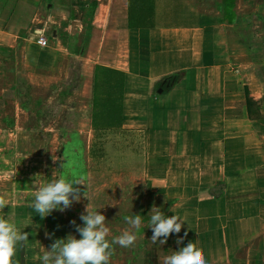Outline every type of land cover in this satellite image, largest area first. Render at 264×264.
<instances>
[{
	"label": "crops",
	"instance_id": "0c3cea01",
	"mask_svg": "<svg viewBox=\"0 0 264 264\" xmlns=\"http://www.w3.org/2000/svg\"><path fill=\"white\" fill-rule=\"evenodd\" d=\"M233 2L98 0L89 27L77 15L86 13L88 0H0V83L14 67L63 80L83 63L92 72L84 81L92 86L93 144L130 143V160L121 157L118 166L136 167L158 207L185 221L160 247L171 254L191 242L206 264H264V44L232 26ZM175 8L191 21L157 20ZM133 10L138 17L154 10L155 20L130 27ZM76 27L92 37L74 34ZM43 31L45 46L38 43ZM100 68L117 72L96 81ZM104 81L123 85V98L113 128L96 132L93 115L105 108H95L94 87L99 82L104 90ZM8 180L0 175V190ZM23 206L10 208L26 232L33 227L17 212ZM30 234L15 264L33 254Z\"/></svg>",
	"mask_w": 264,
	"mask_h": 264
},
{
	"label": "rangeland",
	"instance_id": "374dc122",
	"mask_svg": "<svg viewBox=\"0 0 264 264\" xmlns=\"http://www.w3.org/2000/svg\"><path fill=\"white\" fill-rule=\"evenodd\" d=\"M213 2L204 0L206 6H212ZM233 3L229 17L236 24L232 23V26L235 25L245 40L260 39L264 44V0H234ZM87 5L86 13L78 11L77 15L82 23L90 27L95 19L92 14L98 0H88ZM133 12L134 21L145 23L155 20L152 15L154 10L139 17L135 10ZM165 14L157 20L176 24L191 21L180 8L169 9ZM86 31L81 27L73 29V33L78 35ZM92 35L91 32L86 33L87 37ZM20 71L14 67V76L10 75L9 79L0 83V175L9 178L0 190V202L9 206L2 209L5 215L9 211L12 213L11 205H26L18 207L17 212L30 219L25 225L30 222L26 227L33 229L26 232L35 234L34 239H29L28 245L33 254L27 257V264H41L39 258L43 248L50 250L56 239L73 233L75 225L72 221L82 226L80 215L85 213L88 205L90 210L99 209L105 215L110 240L128 228L126 220L129 216H147L153 206L161 205L162 202L148 185L142 179L138 181L136 167L118 166L121 157L124 161L130 160V143H102L99 157L89 155L90 147H94L89 113L92 86L84 78L86 74L91 76L92 72L88 73L83 63L76 62L69 78L63 80H56L50 74L38 77L24 65ZM109 134L115 136L113 132ZM70 142L75 146L76 155L85 163V169H80L82 173L85 170V180L81 179L82 173L74 175L72 172L79 167L71 166V160L67 159L69 146L67 148L66 145ZM69 172L84 184L77 185L81 190L80 202H74L64 211L53 210L44 218L47 220L40 222V216L28 205L40 187ZM147 220L148 217H144L133 246L127 249L119 245L112 247L109 264H163L170 250L167 248L164 251L159 243H150L153 232L147 228ZM37 233H42L43 237ZM17 262H20V257Z\"/></svg>",
	"mask_w": 264,
	"mask_h": 264
},
{
	"label": "clouds",
	"instance_id": "9594fccd",
	"mask_svg": "<svg viewBox=\"0 0 264 264\" xmlns=\"http://www.w3.org/2000/svg\"><path fill=\"white\" fill-rule=\"evenodd\" d=\"M77 185L84 184L70 172L50 180L39 188L30 204L31 210L44 219L53 210L68 209L74 202L81 200V190ZM5 206L0 202V264H15L13 258L17 250L28 241V233L23 231L24 228L14 219L11 212L7 215L2 212ZM144 217H148L147 228H151L153 232L150 243L158 242L159 245L166 244L170 235L179 234L185 222L178 215H166L161 208L153 206L147 216H129L126 220L128 228L110 240V229L106 226L105 215L99 209L90 210L88 205L85 213L80 215L82 226L72 221L80 238L69 234L66 238L56 239L50 250L43 248L39 258L41 264H109L114 245L125 249L134 245ZM176 243L182 244L183 237L178 238ZM163 264H206V261L196 245L189 242L165 256Z\"/></svg>",
	"mask_w": 264,
	"mask_h": 264
},
{
	"label": "trees",
	"instance_id": "16d2710c",
	"mask_svg": "<svg viewBox=\"0 0 264 264\" xmlns=\"http://www.w3.org/2000/svg\"><path fill=\"white\" fill-rule=\"evenodd\" d=\"M133 26H136V24L134 22V16L130 15V27H133ZM103 72L114 73L117 71L111 70V69L100 68L97 71L96 81L99 78V74H101ZM116 82H117V84L114 85L113 81H104V84H103L105 86L104 90L100 89L99 82H97L98 84L96 83V86L94 87V92L96 94L95 95V108L99 107L100 104L104 105V108H105V109H102V111L100 113H97V110H96L94 115H93V129L96 132H99L101 130H108L110 128L112 129L113 127H111V126L116 124V122L118 121L120 111L116 110L117 108H115V106H117L118 102H120V99L123 98V91H122L123 85H119L118 81H116ZM119 91H121L120 95H119ZM100 120H102L103 123H100L99 122ZM100 124H104L105 126L100 127L99 126ZM100 145H101V143H99V142H96L94 144V147L91 149V156L92 157H94V158L99 157L102 154V149H101ZM66 146H67V148L69 146L68 155H66V156H67L68 160H71V166L74 165L76 167H79V169L78 168L73 169L72 172L74 173V175H76L78 173H82L80 170L81 167H83L85 169L86 166H84L85 163H83V161L80 159V157L76 155V153L74 151V149H75L74 144H72L70 142ZM66 153H67V150H66ZM84 173H85V170H84ZM84 173H82L83 175L81 174L82 175L81 179L85 180L87 175H86V173L85 174ZM73 231H75V227H74Z\"/></svg>",
	"mask_w": 264,
	"mask_h": 264
},
{
	"label": "built area",
	"instance_id": "2783aa9c",
	"mask_svg": "<svg viewBox=\"0 0 264 264\" xmlns=\"http://www.w3.org/2000/svg\"><path fill=\"white\" fill-rule=\"evenodd\" d=\"M44 32H45V31H43V33L41 34V36L38 38V43H39L40 45H43V46L47 45V39H46V37L44 36V35H45Z\"/></svg>",
	"mask_w": 264,
	"mask_h": 264
}]
</instances>
